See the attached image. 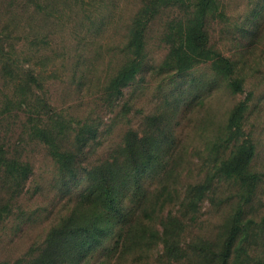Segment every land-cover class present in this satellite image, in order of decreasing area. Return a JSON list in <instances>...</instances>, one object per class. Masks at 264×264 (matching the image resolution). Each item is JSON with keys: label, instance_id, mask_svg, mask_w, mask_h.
Wrapping results in <instances>:
<instances>
[{"label": "rangeland", "instance_id": "1", "mask_svg": "<svg viewBox=\"0 0 264 264\" xmlns=\"http://www.w3.org/2000/svg\"><path fill=\"white\" fill-rule=\"evenodd\" d=\"M197 1L0 0V149L32 166L17 187L0 172V264H27L80 203L81 218L97 215L101 201L82 194L87 173L119 167L130 184L131 170L115 158L128 156L136 133L156 143V172L138 177L142 186L176 187L156 222L149 264H217L208 254L240 209L244 220L264 218V0L207 5L209 45L231 71L186 40ZM133 62L136 73L121 84L118 74ZM241 103L242 130L231 123ZM51 115L64 120L65 142L88 140L71 169L29 137L37 118ZM247 138L254 149L243 170L256 180L233 169ZM169 211L179 220L172 240L183 249L180 262L158 237ZM252 246L264 254L257 231Z\"/></svg>", "mask_w": 264, "mask_h": 264}, {"label": "trees", "instance_id": "2", "mask_svg": "<svg viewBox=\"0 0 264 264\" xmlns=\"http://www.w3.org/2000/svg\"><path fill=\"white\" fill-rule=\"evenodd\" d=\"M209 1H197L195 15L190 20L185 37L195 50H199V55L220 59L225 68L231 71V60L212 48L208 42L203 19ZM181 59L185 60V56L182 55ZM137 69L138 65L134 62L126 66L118 74V81L124 84L132 79ZM235 85L241 87L240 82H235ZM244 106L243 103L239 104L231 119V123L240 130L243 128L238 122V117ZM60 125H65L61 117L53 118L51 115L46 121L37 118L29 137L44 143L59 166L71 169L79 150L88 140L84 139L86 144H81V140L65 142ZM135 136L136 140L132 144L128 143L125 150L128 151V156L115 158L117 162L122 160L123 166L120 168L123 173L125 170H131L133 176L130 180L133 181L129 183L133 186L121 181L119 167L102 171L96 178L91 172L87 173L88 177H92V181L88 190H83L82 194L101 201L97 215L81 218L86 208L80 203L67 218L49 230L42 247L31 254L27 264L150 263L148 248L156 245V233L159 232L156 230V222L163 211L174 202L173 193L176 187L163 185L156 189V185L152 188L142 186L141 180L137 178L156 172V143L147 145L144 143L147 138L139 136L138 133ZM246 141L235 157L233 169L242 177L249 176L256 180V173L243 170L249 163L254 149L251 139L247 138ZM6 153L7 150L0 149V172H3V180L12 187L22 186L32 172V166L28 161L23 162L14 156H7ZM135 183L138 186L135 187ZM104 210L109 211L110 215L102 217ZM168 218V222L162 224L163 231L158 237L163 239L165 250L176 254L174 257L180 262L184 258L183 254L181 255L183 249L178 240H172L179 220L171 211ZM256 231L260 237L264 236V218L260 222L252 218L244 220L243 211L240 209L221 248L212 255L209 252L208 259L217 261V264H264V254L257 258V250L252 246Z\"/></svg>", "mask_w": 264, "mask_h": 264}]
</instances>
